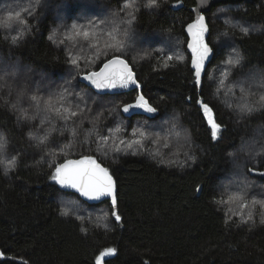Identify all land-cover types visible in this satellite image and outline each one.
<instances>
[{
  "label": "trees",
  "instance_id": "16d2710c",
  "mask_svg": "<svg viewBox=\"0 0 264 264\" xmlns=\"http://www.w3.org/2000/svg\"><path fill=\"white\" fill-rule=\"evenodd\" d=\"M146 2L137 0L140 10L132 25L135 40L126 57L130 62L135 60L133 70L141 88L97 96L80 78L73 79L71 85L86 91L84 96L89 93L101 100L109 98L113 102L114 120L125 129H121L123 135L139 121L159 124L175 117L177 129L193 145L189 148L183 141V147L190 149L188 153L194 157L192 164L180 169L160 166L148 157L126 153L129 151L122 139H116V145L122 150L104 157L97 147L84 146L83 136L72 146L75 151L66 149L57 159L60 148L52 143L45 151L56 155L45 156L44 152L29 146L27 136L33 126L18 120L9 106L12 101L9 96H15L14 90L10 91L4 86L5 81L1 82L11 101L7 105L0 102V135L8 139L9 155H18V163L7 176L0 165V252L3 253L0 264H96V256L109 247L116 248L117 253L106 258L103 264H264V225L258 222L254 227L237 226L236 221L226 224L227 218L215 202L219 197L218 184L232 172L236 158L244 165L241 179L245 183L254 181L264 190V177L249 171L264 172V150H258L259 143L264 147V108L247 116L238 115L235 109L236 104L247 103V95L254 96L252 105L264 95V0L225 2L207 14L208 43L214 52L208 74L219 78L222 61L233 48L243 57L219 95L215 92V81L208 82L205 78L203 90L193 84L184 32L193 20V0H181L178 6L176 0H158L160 6L154 9L143 7ZM122 4L123 0H41L36 7L35 0H0V68L11 64L25 66L51 78L52 90L54 83L66 85V77L69 74L77 77L78 71L75 74L67 64L66 47L56 44L59 41L55 39L53 43L49 36L57 32L58 39L68 36L73 42L74 33L67 32L73 22L87 25L89 21H113L118 19L114 13L120 12ZM30 6L35 7L32 15L23 13L19 18L26 25L13 20L11 28L3 27L6 12ZM241 28H247L249 34L244 35ZM21 32L23 36L13 44L11 38ZM146 38H149L147 44ZM161 48L165 55H183L184 62L173 60L168 62V67H163L164 60L157 51ZM85 54L91 55L87 51ZM85 67L82 65L89 70ZM139 92L158 107L155 119H150L152 114L148 113L122 112L123 105L133 103ZM199 96L214 106L218 122L226 129L218 141L210 139L209 126L195 103ZM87 100L85 97L83 107L88 106ZM227 102H232L235 108ZM19 106L30 107L26 97ZM76 140L71 133L70 137L64 134L59 147ZM253 140L258 142L253 149L242 148ZM176 143L182 145V139H176ZM107 144L111 148L109 141ZM248 152H254L256 157H249ZM81 156H94L102 167L109 169L115 181L121 221L111 217L109 200L89 201L60 190L49 179L50 164L77 160ZM60 191L69 194L62 196L58 194ZM68 206L76 213H107L109 228L91 227L85 233L86 226L74 214H61Z\"/></svg>",
  "mask_w": 264,
  "mask_h": 264
},
{
  "label": "snow or ice",
  "instance_id": "6c2138e0",
  "mask_svg": "<svg viewBox=\"0 0 264 264\" xmlns=\"http://www.w3.org/2000/svg\"><path fill=\"white\" fill-rule=\"evenodd\" d=\"M41 0H35V6L39 7ZM181 0H176V6L180 5ZM209 3V0H198L197 7L193 11L197 12L195 19L187 24L186 32L190 39L187 41V49L190 50L191 59L190 71L193 76V84L195 88L203 90L205 86V78L208 82H216L215 92L217 95L220 94L221 90L225 86V81L232 76V70L238 68L243 60L242 55L236 50L228 54L226 59L222 61L223 70L220 72L219 78H215L209 75L207 72V65L213 56V48L209 46L206 40V36L209 33L208 24L206 18L203 15V10L205 6ZM160 5L158 0H147L143 7L148 9L158 8ZM137 6V0H123V4L120 12L114 13L113 21L101 20L99 22L89 21L87 25L78 24L73 22L68 28L67 32L74 33L75 39L73 40V49L67 52V64L72 68L78 70L77 77L73 79L82 78L87 81L89 86L96 90V95L101 96L106 94V90L111 91L114 89H128L134 87V89H140L141 85L137 79L136 73L133 70V64L129 61L127 57L128 51L133 47L135 40L134 33L132 31V25L136 20V13L139 11ZM35 11V7L24 8L21 11H8L4 14L3 27L11 28V22L16 20L19 23L27 24L26 21H20L19 18L23 13L32 15ZM228 23V21H225ZM240 31L244 35L249 34L247 28H241ZM54 35L49 36V40L53 43ZM227 35V33H224ZM23 32L19 33L17 36H13L12 43L15 44L21 37ZM69 39L65 36V39L60 40V45L65 44V40ZM81 42H83L81 44ZM166 43V42H162ZM86 45V48L83 46ZM171 47V45H168ZM86 51L91 53V55H86ZM164 60L163 67L169 66V61L175 60L178 63L184 62V56L180 54L170 53L165 55L164 49H157ZM110 57V58H109ZM143 58V57H142ZM93 65L95 70H85L82 65ZM5 87H8L10 91L15 90L11 85L5 82ZM71 81L66 82V86L62 87L58 92L44 98L37 94L27 95L25 90L16 91V101L11 105L13 110H18L20 115L18 120L22 123L31 124L33 121L39 120V131L28 133L27 139L30 141V147L40 150L45 153V156H55L56 153L52 151H45L49 148L50 144L56 143L59 147V140L63 138L66 131L71 133L73 139L79 137L82 129L83 120L81 117L86 111H91L87 106L81 108L79 104H72L71 98L73 94L70 92ZM240 90L243 92L244 88L241 85ZM25 97L29 101L30 107L32 109L29 113V109L19 108L17 109V104L22 102ZM189 100L192 98L189 97ZM79 100L84 102L85 97L83 95L79 96ZM195 103L199 106L203 117L206 120L207 125L210 129V139L212 141H218L221 139V133L225 131V127L222 122H218L216 117V110L210 102H205L203 96H199ZM231 107V105H229ZM264 108V95L259 97L256 105H249L244 103L240 105L237 109L241 116L251 115L253 112L259 111ZM142 110L144 113L152 114L150 119H155V114L158 113V107H154L149 100L145 97L143 92L135 97L133 103L124 104L122 107L123 113L134 112L135 110ZM80 120V124L77 125L76 121ZM56 121V123H53ZM69 125H73L69 127ZM175 127V125H173ZM109 132H119L120 128L108 129ZM93 130H87L84 135L83 141L81 143L89 142V138L92 135ZM138 138L133 140L128 144L130 148L133 143L140 144L144 139L147 138L148 133L144 130H139L133 128L132 135ZM110 139L109 136L100 135L97 143V150H102L103 145ZM123 143V141H121ZM72 147L71 142L61 149L60 155L66 149ZM115 152H120L122 149L114 148ZM107 155V151H104ZM189 159L194 160V157H189ZM43 160V157H42ZM18 155H9V141L8 139L0 135V165L3 166V174L8 175L9 172L14 171L17 167ZM181 167L184 165L181 164ZM52 169L50 180L54 181L56 185L59 186L60 190H73L74 193H78L80 197H84L89 201H100L101 198H110V215L116 222L122 220L117 208V195L115 181L108 168L102 167L100 163L97 162L94 156H81L80 159L70 160L65 159L63 163H55L49 165ZM256 175L264 177V172H256L255 169H249ZM197 191H200L198 186ZM58 194L67 195L60 191ZM239 201L240 211H232L231 215L225 221L227 224L232 220L233 216L238 217L236 221L237 226L239 225H251L255 226L256 221L251 211L247 214L243 211L249 208V201L246 195L242 192H237L229 197L226 201L222 197L217 199L215 202L219 204L230 203L231 201ZM251 206L256 205L264 206V200H257L255 197L251 200ZM64 216L73 215L70 207H65L61 212ZM108 216H104L102 219L104 221L108 220ZM76 219H84L81 216H76ZM260 224L264 225V216L260 219ZM99 226V225H98ZM103 227L107 229L108 225L105 223ZM117 249L114 247L105 248L103 251L96 256V264H103L106 257H111L116 255ZM0 256L3 253L0 252Z\"/></svg>",
  "mask_w": 264,
  "mask_h": 264
},
{
  "label": "rangeland",
  "instance_id": "374dc122",
  "mask_svg": "<svg viewBox=\"0 0 264 264\" xmlns=\"http://www.w3.org/2000/svg\"><path fill=\"white\" fill-rule=\"evenodd\" d=\"M54 33H55L54 39L60 42V39H58V37H60L59 34L57 32H54ZM136 41L140 43L139 38H137ZM147 43H149V38L148 39L146 38V44ZM56 44L60 45V43H56ZM61 46H65L67 51L74 50L73 42L70 39L65 40V44ZM85 68L92 70L93 65L91 64L86 65ZM73 71L76 74L78 70L73 69ZM66 79L67 81H71V82L74 81L72 74L71 75L69 74V76H67ZM3 81H5L7 84L11 82L13 89H15L14 90L15 96L13 95L9 96L11 97L12 101L9 100V98H7V95L5 93L6 90L3 89L4 87L1 85V82ZM54 84H55V89L52 90L53 80L51 78L47 76H43L39 72L26 68L25 66H17L15 64L6 65L0 68V89H3L2 94L0 93V100H1L0 102L7 105L8 101H11V103H9V106L11 107L12 104L17 103L16 91L18 90H25L27 95H32V94L39 95V93H42L45 95L43 97L47 98L48 96L58 92L62 87L66 86V85H63V83L62 84L54 83ZM256 85H259V83H256ZM256 88H258V86ZM69 90L73 94L70 102L72 104H79L81 108H85L86 105L84 104V107L82 106L83 102L79 100V96L81 95L84 96L86 91L79 89L78 87L76 88L74 86H72V88L70 87ZM84 97L88 98L89 102H88L87 107L90 108L91 111L90 112L86 111L84 115L81 117V119L83 120V124H82L83 130L81 131L77 140L73 141L72 146L77 145L78 141H80V136H83L84 138V135L87 133V130H93L92 135L89 138V142L85 143L84 146H86L87 148H89V146H92V145L94 147H97L96 141L98 140L100 135L109 136L110 139L108 141H109V144H111V148L108 147V144H107L108 141L103 145L102 152L104 153L105 150L107 151V155L103 154L104 157H109V154L114 153L115 151H113L112 149L119 147L118 145H116V139L117 140L122 139L126 146L125 147L126 150L129 151L126 153L137 155V156L148 157L151 159L152 162L157 163L160 166H164V167L167 166L168 168L175 166V168L180 169V168H185V166L189 167L192 164L193 160L189 159V157H193V156L191 155V153H188L190 149H185L183 147V141L186 142L184 144H187L189 148H192L193 145H190L191 143L189 142L188 137L183 133V131L181 129L180 130L177 129L178 123L176 122L175 117L170 118V120L162 121L159 124H157L158 122L155 124V123H146V122L139 121L135 125V128L146 131L148 133V136L146 139L142 141V143L140 144L133 143L132 146L129 148L128 144L131 143L133 140L137 139L138 134L137 136H133L132 135L133 129H132L130 130V132L123 135L124 132L122 130L125 131L123 125L119 124L117 121L114 120V108L112 109L113 102L110 101L109 98L102 99V100L97 97L95 98L89 93L87 96H84ZM253 97L254 96L252 94L249 96L247 95L246 101L247 103H249V105H252L253 103L252 101H254ZM19 104H17V109L21 108ZM227 104L235 108L232 102H227ZM239 106H240V103L236 104V108H235L236 111ZM22 108L29 109V113H31L32 111L31 107H22ZM14 113H16V116L19 117L20 112L18 110H14ZM238 115H240L239 112H238ZM53 123H56V121H53ZM76 124L79 125L80 120H77ZM29 125L31 126V128L33 126L32 132L39 131V127H38L39 120L33 121ZM173 125H175L176 128L173 127ZM72 126L73 125H69V127H72ZM116 127L120 128L119 132H116V131L109 132L108 131V129H115ZM173 128H175V130ZM164 129H166V131H163ZM172 129L176 133L171 131ZM64 134H67L70 137V132L66 131ZM176 139H182V145H179L178 143H176ZM257 143L258 142L254 143V140H253L249 142L248 144L244 145L242 148L244 150L253 149V145ZM260 144H263V143H259L258 150L262 151L264 150V147H260ZM57 148H60V150L57 151L58 154L56 155V158L58 159L63 156V155H60L63 145ZM71 149L74 151L76 150V148H73V147H71ZM248 156L252 158L256 157L254 152L253 153L248 152ZM181 164H183L184 166L181 167L180 166ZM233 165H235V167L232 169V172L228 173L226 176L221 178L218 184V187H217L218 196H219L218 199L222 197L223 199L227 201L231 195L237 192L244 193L246 195L247 200L249 201V208L244 209L243 211L246 214L248 211H251L256 223H258L260 222L261 217L264 216V206H261L258 204L255 207H252L250 202L253 197H255L257 200H264V190L259 189L254 183V181H250L251 183H248V182L245 183L241 179V174H242L241 169L244 170V167H243L244 165L242 164L241 160H239L238 158L234 159ZM2 170H3V166H2ZM239 203H240L239 201L233 200L230 203H224V204L217 203V204H218V208L222 210L223 214L228 219V216L231 215V212L229 211V209H231L232 211L241 210L239 208ZM62 206H64L63 203H62ZM71 211L75 216H81L84 218L82 220H79V219L77 220L81 221L86 226L83 228V231L85 233L87 232V229L91 227H100V228L105 229L103 227V224L105 223L108 225L107 229L110 226L107 223V221L98 219V218H102L106 216L107 213L105 215L104 212H99V211H96L94 213H87V212H82V211H80V213L79 212L76 213V211H73L72 209ZM237 220H238V217L233 216L230 222L237 221ZM106 258H109V257H106Z\"/></svg>",
  "mask_w": 264,
  "mask_h": 264
},
{
  "label": "water",
  "instance_id": "95a60500",
  "mask_svg": "<svg viewBox=\"0 0 264 264\" xmlns=\"http://www.w3.org/2000/svg\"><path fill=\"white\" fill-rule=\"evenodd\" d=\"M234 1H237V0H209V3L205 6V10H203V15H204L205 18H206V22H207V24H208V21H207V14L211 11V9H212L213 7H215V6L219 5V4L225 3V2H234ZM193 2H194L195 5H194V7L191 9V11H192L193 20H194L195 17H196V15H197L198 13L195 12V11H193V9H195V8L197 7L198 0H193ZM193 20H192V21H193ZM192 21H191V22H192ZM191 22H190V23H191ZM188 24H189V23H188ZM186 26H187V25H186ZM186 26H185V28H184V32H185V35H186V37H187V41H188V40L190 39V37L188 36V34H187L186 30H185V29H186ZM208 28H209V26H208ZM209 35H210V29H209V33H208L207 36H206V40H207V42H208ZM209 46H210V45H209ZM210 47H211V46H210ZM186 50H187V52H188V54H189V56H190V59H191V53H190V50L187 49V44H186ZM213 55H214V52H213ZM212 59H213V56H212L210 62L212 61ZM208 65H209V63H208ZM208 65H207V67H208ZM190 68H191V64H190ZM80 82H81L83 85H85L86 87L92 89V90L96 93V90L93 89V88H91V87L89 86V84H88L87 81H84V80L81 78V79H80ZM132 90H134V87H132V88H128V89H114V90H111V91L106 90V94H104V95H109V94H111V95H112V94H113V95H115V94H122V93L130 92V91H132ZM130 113H131V114H137V115H144V114H146V113H144L142 110H139V109L135 110L134 112H130ZM65 191L74 193L73 190H67V189H65ZM74 194H77V195L79 196L78 193H74ZM79 197H80V196H79ZM81 198H84V197H81ZM85 199H86V198H85ZM106 200H109V201H110V204H111V200H110V198H107V197L101 198L100 201H93V202L100 203V202H103V201H106Z\"/></svg>",
  "mask_w": 264,
  "mask_h": 264
}]
</instances>
